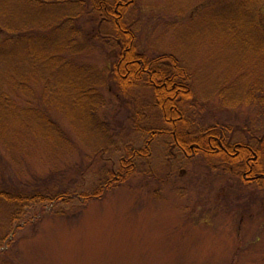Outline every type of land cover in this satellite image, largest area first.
<instances>
[{
  "label": "rangeland",
  "instance_id": "374dc122",
  "mask_svg": "<svg viewBox=\"0 0 264 264\" xmlns=\"http://www.w3.org/2000/svg\"><path fill=\"white\" fill-rule=\"evenodd\" d=\"M132 1L125 22L136 52L188 78L194 100L183 102L180 134L218 124L231 144L264 147V1L254 11L242 0ZM0 6L13 18L0 15V26L24 28L36 42L49 32L31 17L61 12ZM90 20L80 21L77 53L63 59L88 70L98 100H56L58 80L81 85V70L63 68L51 83V70L29 67L23 47L10 57L0 49V264H264V182L243 185V169L187 157L157 134L172 126L159 118L153 89L111 82L117 51L103 45L106 24ZM6 38L0 30V48ZM147 144L132 175L91 199Z\"/></svg>",
  "mask_w": 264,
  "mask_h": 264
},
{
  "label": "trees",
  "instance_id": "16d2710c",
  "mask_svg": "<svg viewBox=\"0 0 264 264\" xmlns=\"http://www.w3.org/2000/svg\"><path fill=\"white\" fill-rule=\"evenodd\" d=\"M5 1L10 3V5L12 1H14L16 6H27L28 9L25 13L29 11L33 12L34 9L43 10L44 6L47 5H55L57 6L55 10L58 8L61 11H52L50 14L51 16L48 14V17L41 16L36 20V23L33 22L34 20H32L31 17L30 21L34 27L40 26L41 32H43L42 30H47L49 32V35L47 34L48 36H41V42H36L38 37L33 39L30 38L32 37V33L29 34V37L23 36L24 34L20 35L24 28H16L14 30L8 25L11 24L9 22H5L0 26V30L6 32L7 35L6 40L1 43L3 46L0 48L2 49L1 53H3L5 57H10L13 53H17L18 49H22L23 47L24 61L26 63L28 62L27 64L29 67L51 70V83L58 78L56 75L63 68L69 70L76 68L81 70L82 76L78 79V81L82 80L81 85H78L79 83L74 85L70 83V85L69 82H64L61 79L60 81L58 80V92H56V96L53 95V97H56V100L61 98L62 94L73 101L81 98H86L87 100L89 97L92 101L99 97L97 96L99 94L92 88L95 83L93 84L94 80L92 76L89 75L88 70H82V68L77 67L72 61H66L63 58L66 56V50H70L72 54L77 53V48L79 47L77 41L85 31L81 26L80 21H82V19H91V23H104L107 28L103 29L106 30L109 35L106 37L107 40L103 42V45L106 48L112 46L114 52L117 51L115 54L116 63L113 68V74L110 75L111 82L115 85L117 84L120 88H127L132 84H140L143 82L145 85L147 84L146 87L153 89V105L156 107L159 118L162 119L165 124L172 126L171 130H161L157 134L172 136L176 147L187 157H193L195 154L202 153L205 157H219L225 162L236 165L239 170L243 169V185L252 184L259 180L264 182V147L262 145L261 147H253L247 143L231 144L230 141L227 140V136L222 134V128L218 124L207 126L204 133L198 136H187L186 138L180 134V126L186 125L183 119V110L181 108L183 102L194 100L190 86L187 84L188 78L181 69L177 68L178 66L176 64L160 66L158 65L159 63L156 64V62L161 59L151 62L143 56V54L140 55L136 52V48L133 45V39H135L134 32L128 29L129 27L125 22V9L127 10L128 7L132 5V0L127 2L123 0H90V2H84L82 0H51L44 6L39 4V0ZM242 1V4L248 9L247 11H249V8H252L254 11V8L260 5L264 0ZM0 8L1 10L4 9V7L1 6ZM9 12V10L0 12L4 21H7L6 19H13L9 15ZM5 14H7V16ZM27 22L29 21H25V23ZM109 25L112 28H110V30ZM101 27H97L95 35L100 33V29L98 28ZM61 33L62 36L57 38L56 35ZM50 34L52 35L50 36ZM36 43L39 44V47H36ZM259 44L262 46L261 49L264 50V39H261ZM110 52L113 55L111 50ZM111 54L109 53L110 56ZM60 57H62V60L58 59ZM47 71L49 72V70ZM69 86L73 91L75 90L74 93H70L68 90ZM85 101L83 109L87 106L90 112L94 114L97 111L96 105L88 106ZM84 112L86 117L89 118V111L88 113L87 111ZM95 121L96 120H94V122ZM98 125L97 122L95 127ZM58 132V135H60L61 130ZM154 134H156V132H150L147 138L153 140V138H155ZM260 142L263 144L264 140H260ZM146 147H148V144L140 150L131 149L128 156L121 159L120 169L117 172L109 174L108 180L98 188L93 196L91 195V199H100L106 189L117 185L132 175L135 171V160L149 156Z\"/></svg>",
  "mask_w": 264,
  "mask_h": 264
}]
</instances>
